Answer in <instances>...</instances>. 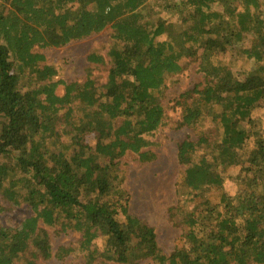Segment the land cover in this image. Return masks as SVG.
<instances>
[{"label": "trees", "instance_id": "trees-1", "mask_svg": "<svg viewBox=\"0 0 264 264\" xmlns=\"http://www.w3.org/2000/svg\"><path fill=\"white\" fill-rule=\"evenodd\" d=\"M102 31L111 41L104 84L56 80L38 52ZM233 51L252 65L247 76L222 63ZM184 59L198 62L204 80L175 101L181 123H207L219 136L177 146L192 206L176 209L183 246L166 255L153 228L129 214L118 166L128 152L154 159L146 149L166 125L165 76L179 74ZM86 60L104 64L96 51ZM262 104L264 0H0V196L31 212L0 223V264L74 251L54 254L46 227L78 233L83 264H264V140L252 117ZM231 167H241L233 197L222 190Z\"/></svg>", "mask_w": 264, "mask_h": 264}, {"label": "rangeland", "instance_id": "rangeland-1", "mask_svg": "<svg viewBox=\"0 0 264 264\" xmlns=\"http://www.w3.org/2000/svg\"><path fill=\"white\" fill-rule=\"evenodd\" d=\"M174 19V18H173ZM160 40L166 39L163 35ZM111 41L109 31L92 34L80 41H72L58 48L40 49L38 52L45 57V64L53 66L57 71L56 80L63 82L84 81L87 75L98 83L106 82L110 67L106 52ZM98 52L104 59V64L89 63L86 58L93 52ZM222 63L237 74L244 72L247 76L252 72V65L246 62L237 51L225 53L221 57ZM182 70L177 75L165 76V89L161 105L164 109L166 125L159 128L150 138L153 145L146 150L154 154V159L141 163L138 156L126 153L120 159L118 169L123 172V187L129 196V214L137 217L142 222L153 228L156 241L164 254L169 255L174 249L183 246V233L185 226L182 223V211L177 212L178 207L183 210L191 208L187 202L182 187L183 166L177 160V146L184 140L196 141L199 135H203L209 142L218 138V133L209 124L204 127L189 128L181 123L182 108L175 105V101L182 100V95L193 89L204 80L202 73L198 71V62L184 59L181 62ZM57 94L63 93V86L56 89ZM259 122L260 134L264 140V105L258 106L252 115ZM95 140L92 135L86 138V144L93 146ZM224 178L223 191L233 197L239 190V178L241 167H231L222 172ZM219 191L214 189L206 192L210 201L216 202ZM187 202V203H186ZM0 223L2 225H14L25 217L31 215L26 205L11 206L0 196ZM53 253L60 249H73L70 254L62 258L52 257L49 260H40L42 264H83V258L77 252L80 235L72 231L61 232L58 228L46 227ZM105 244L104 238H98L93 246L100 252ZM138 264H154L146 260Z\"/></svg>", "mask_w": 264, "mask_h": 264}]
</instances>
